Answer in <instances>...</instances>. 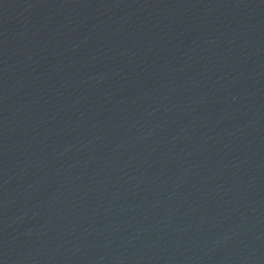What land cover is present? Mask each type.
Wrapping results in <instances>:
<instances>
[{
  "label": "water",
  "instance_id": "water-1",
  "mask_svg": "<svg viewBox=\"0 0 264 264\" xmlns=\"http://www.w3.org/2000/svg\"><path fill=\"white\" fill-rule=\"evenodd\" d=\"M0 264H264V0H0Z\"/></svg>",
  "mask_w": 264,
  "mask_h": 264
}]
</instances>
